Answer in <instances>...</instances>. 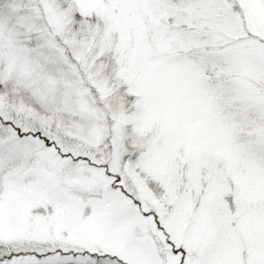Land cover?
<instances>
[{
  "label": "snow or ice",
  "instance_id": "1",
  "mask_svg": "<svg viewBox=\"0 0 264 264\" xmlns=\"http://www.w3.org/2000/svg\"><path fill=\"white\" fill-rule=\"evenodd\" d=\"M0 264H264V0H0Z\"/></svg>",
  "mask_w": 264,
  "mask_h": 264
}]
</instances>
